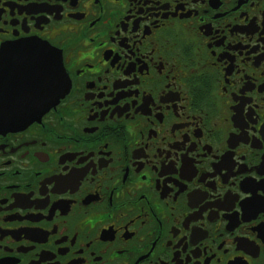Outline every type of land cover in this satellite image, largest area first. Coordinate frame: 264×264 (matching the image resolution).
<instances>
[{
	"label": "flooded vegetation",
	"instance_id": "obj_1",
	"mask_svg": "<svg viewBox=\"0 0 264 264\" xmlns=\"http://www.w3.org/2000/svg\"><path fill=\"white\" fill-rule=\"evenodd\" d=\"M26 39L69 88L0 127V264H264V0H0Z\"/></svg>",
	"mask_w": 264,
	"mask_h": 264
},
{
	"label": "water",
	"instance_id": "obj_2",
	"mask_svg": "<svg viewBox=\"0 0 264 264\" xmlns=\"http://www.w3.org/2000/svg\"><path fill=\"white\" fill-rule=\"evenodd\" d=\"M49 49L56 52L42 43L28 40L1 51L3 55L0 59L6 56V63L21 64L22 70L18 69V74L23 71L32 73L26 79L28 82L26 91L21 93L17 89L18 100L11 103L18 107L0 111V118L5 120V123L0 121V127L16 128L38 122L43 114L53 108L67 92V79L63 72L60 54L56 52L57 57L50 58L46 55ZM0 80L3 78L0 77ZM21 94L23 96H20Z\"/></svg>",
	"mask_w": 264,
	"mask_h": 264
},
{
	"label": "snow or ice",
	"instance_id": "obj_3",
	"mask_svg": "<svg viewBox=\"0 0 264 264\" xmlns=\"http://www.w3.org/2000/svg\"><path fill=\"white\" fill-rule=\"evenodd\" d=\"M2 55H3V53L0 52V56H2ZM46 55H47L48 57H50V58H56L58 54H57L56 52L52 51L51 49H49V50L46 52Z\"/></svg>",
	"mask_w": 264,
	"mask_h": 264
}]
</instances>
